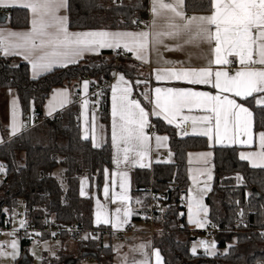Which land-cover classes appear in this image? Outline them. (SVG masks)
Instances as JSON below:
<instances>
[{
  "label": "trees",
  "instance_id": "obj_1",
  "mask_svg": "<svg viewBox=\"0 0 264 264\" xmlns=\"http://www.w3.org/2000/svg\"><path fill=\"white\" fill-rule=\"evenodd\" d=\"M185 9L189 14L208 13L209 0H185ZM68 18L72 30H138L149 23V0H69ZM29 20L26 9L13 8L9 12L8 23L13 28H26ZM128 62L130 58L104 51L34 80L27 63L18 58H0V130L4 137L0 162L5 175L0 182V227H6L7 219H12L22 201L29 223L38 228L50 219L63 225L94 227L93 200L80 196L81 179L89 178L98 189L103 186L105 171L112 169L109 138L101 148L83 139L77 105L60 113L58 120L46 118L42 113L55 88L78 86L87 75L95 86L110 81L115 70L124 71L135 81L140 76L136 70L124 69ZM10 89L16 90L25 119L29 118L32 104L39 116L34 126L13 138L9 137L8 119L1 110L3 94ZM244 103L253 110L255 131H264V108L255 107L251 100ZM101 106L102 121L109 127V90L105 91ZM154 125L158 133L169 135L174 163H161L134 172V193L142 197V205L135 209L133 222H141L149 215L147 188L153 182L154 190L166 203V209L158 214L152 237L165 264H264V168L250 167L241 160L235 147L213 149L215 179L207 204L209 218L217 225L214 238L221 252L215 257L195 255L191 252L195 237L180 201L189 188L188 152L207 150L209 143L203 137H184L158 119ZM18 153L25 156L23 165L18 161ZM48 238L51 237L45 235L40 240ZM63 238L64 246L58 256L45 254L42 264H81L89 257L99 264H113V250L100 241L84 239L72 243L67 236ZM21 242L23 253L16 263L27 260L31 264L27 248L33 241Z\"/></svg>",
  "mask_w": 264,
  "mask_h": 264
},
{
  "label": "snow or ice",
  "instance_id": "obj_2",
  "mask_svg": "<svg viewBox=\"0 0 264 264\" xmlns=\"http://www.w3.org/2000/svg\"><path fill=\"white\" fill-rule=\"evenodd\" d=\"M11 4L14 6L15 0H11ZM183 4L184 0H152L153 20L150 31L109 32L101 30L73 33L68 30V16L61 14L62 10L67 11L69 0H26L21 6L30 9L32 13L30 31L9 33V36L16 38L15 41H6V38L0 34V50L6 56L22 55L26 60L34 51L40 50L41 54L35 60L30 61L35 75L38 69L50 71L54 66H67L69 63H76L77 58L82 57L84 52L102 48L119 49L122 47L132 52L137 60L147 62L145 53L150 50L156 51L159 56L161 48L166 51H184L186 47L200 48L201 45L207 44L213 56V59L208 60L209 65H231L233 60L229 57L236 58L240 67L233 75L226 70L213 73L211 67L166 68L155 70L156 79L175 78L193 84H212L221 92H232L241 98L253 96L254 93H264V0H209L211 14L192 17L185 16L182 10ZM0 6H10L9 0H0ZM167 40L174 43L169 45L166 43ZM165 63L172 62L165 61ZM119 79L124 81L122 75ZM87 85L88 82L85 81V89ZM130 91V88L122 89L120 104L117 105L116 86H113L112 138L113 144L118 148L120 142L125 145L122 149L125 161H128L130 152L142 156L141 150L148 140L144 133V128L148 123V113L140 106L139 101L128 99ZM155 91L157 94L164 92L165 95L163 98L157 95L155 109L159 111L154 109L153 114L157 116L164 114L169 124L173 123L176 114L184 107H205L208 111L215 113L218 137L222 119L225 133L231 121L237 128L242 129L245 135L249 134L253 114L235 99L220 95L212 96L209 93L195 92L190 89L157 88ZM256 102L264 105V96ZM13 103L15 104V101ZM241 114L245 116L243 121H241ZM13 116L15 117V110ZM170 116L172 118H169ZM184 119L187 120L188 117ZM201 119L209 121L211 117L204 116ZM17 130L14 121L12 133L14 134ZM209 131L202 134L208 135ZM156 139L159 144L167 137H156ZM241 159L251 160L253 167L264 168V132L259 134V151L247 155L242 153ZM3 167L0 165V171H3ZM122 176H126V173ZM120 187L123 189L124 184L121 183ZM120 199L127 200L128 197L121 196ZM195 203L197 214L200 211L207 212L206 207L200 201ZM116 213V223L113 227H120L127 223V218L132 214L129 209H125L124 218L121 219L120 208L116 209ZM97 222H100L99 213ZM109 222L107 219L103 220V223ZM11 247L13 250L16 249L15 241L12 242ZM2 248L3 245H0V249ZM4 255L8 253L0 251V256ZM12 255L14 258L15 252ZM155 256L157 264H161L159 251L155 252Z\"/></svg>",
  "mask_w": 264,
  "mask_h": 264
},
{
  "label": "crops",
  "instance_id": "obj_3",
  "mask_svg": "<svg viewBox=\"0 0 264 264\" xmlns=\"http://www.w3.org/2000/svg\"><path fill=\"white\" fill-rule=\"evenodd\" d=\"M26 0H15V5L12 6L11 0H9L10 6H0V15H6L7 21L0 23V34H2L6 41H15V37L9 36V33L16 32L22 33L30 31L31 28V19L32 13L30 9L24 8L21 5L25 3ZM13 8L26 9L29 12V25L26 28L17 29L9 25V12ZM152 0H149V23L147 26L140 28L138 30H105L109 32H140V31H150V25L153 20V14L151 11ZM186 17L192 16H206L210 15L208 13H194L189 14L185 9V0L182 8ZM61 14H66L67 11H63ZM68 30L69 32H91V31H101V30H72L69 27V18H68ZM166 43L172 45L174 42L167 40ZM119 49L113 48H102L96 51L84 52L82 57L77 58L76 63H69L67 66H54L50 71L45 70H36L34 75V70L32 68L31 60H35L37 56L41 54L40 50L34 51L28 60L24 59L22 55H4L3 51L0 50L3 57L5 58H18L21 61L27 63L30 67L31 78L36 80L56 69L65 68L71 65H75L80 61L84 60L89 56L100 55L104 51H111L117 53ZM127 56L125 58H130V62L124 64V69L129 71H137L138 77L135 81L131 80L124 71L115 70L112 73L113 82L109 90V104H110V125L107 127L102 121V106L97 100L89 98L90 94V80H85L88 82L87 88L84 87V82H81L80 85H70L55 88L48 100L46 101L45 107L43 109L42 115L46 118H53L56 114L62 113L64 110L73 106V98L75 93H78L82 98V102L77 105L78 109V121L81 127V135L84 140H90L95 147L101 148L104 146L109 138L111 148H112V169L105 171V181L103 186L98 189L93 182L87 177L81 179L80 187V196L84 199L91 198L94 204V226L100 228H109L112 233L109 236L104 237L100 242L106 246L110 247L113 252V244L116 241L122 243L123 248L120 252L122 257V262H114L116 254L114 252L113 264H130L128 258L131 257L132 250L139 251L141 241L146 237H151L150 228L148 225L141 222H133V213L135 209L141 208L142 197L134 193L135 182H134V172L136 170L151 169L154 165L161 163H174V155L170 147V137L168 134L157 133L151 134L150 128L151 124H154V120L158 119L164 122L166 125L174 128L176 131H179L180 128L186 124H190V130L187 135L184 137H203L206 138L209 143V149L207 150H193L189 151L187 155V165H188V178H189V188L185 194L182 195L181 199L186 204L184 209L186 222L188 227L193 231L194 237L198 234L204 233L205 230L209 227L211 220L209 218L210 208L207 204V198L213 190L214 179H215V163H214V148L215 147H230L237 148L239 150V157L241 154L247 155L251 152L259 151V134L264 131H255L254 127V113L253 110L244 103L246 100H251L254 103V106L257 108H264V105L257 104V99L261 96H264V93H254L253 96L247 98H241L235 96L232 92H221L219 89H216L212 84H193L189 83L183 79L175 78H165L161 80L156 79V69H166V68H175V69H186V68H203L211 67L213 73L218 70H226L230 75H233L235 71L240 67L235 57H229L230 60H233L231 65H209L208 60L213 59L212 54L209 51L208 45H201L200 48L195 47H186L184 51H166L163 48L160 49V55H157L156 51H148L145 53L147 62L143 60H137L132 52L126 51L123 49ZM165 61H170L172 63H165ZM131 63V65H129ZM259 67V65H257ZM136 68V69H135ZM124 77V81H120V76ZM213 83L215 77H212ZM139 86V89L137 86ZM77 86V87H76ZM113 86H116V96H117V105L120 104V96L122 94V89L130 88V93L128 94L129 100H136L140 102V106L145 109L148 113V123L144 128V133L148 137L145 147L141 150L143 152L142 156H137L135 153L130 152L128 154V161L124 160V152L122 151L123 145L122 142L119 143V148L113 144ZM190 89L195 92H204L209 93L212 96L220 95L221 97L227 96L229 99H235L237 103L242 104L244 107L248 108L252 112L251 117V126L249 129V134L245 135L242 129H239L235 126L233 122H229L228 131H224V121L221 120L220 123V135L217 136L216 130V116L215 113L208 111L205 107H184L182 108L173 119V123L169 124L164 118V114L159 116L154 115L153 111L155 109V102L157 95L163 96L164 92L159 94L156 93L155 89ZM15 101V104L13 103ZM85 101L87 103L85 104ZM62 103V106H61ZM1 110L6 115L9 125V137L13 138L21 134L25 129L32 127L36 122L32 120V116L36 113L35 107L32 104L29 114V118L25 119L22 114L21 104L16 90L10 89L4 92L2 101H1ZM15 110V117L13 116V111ZM159 111L158 109H155ZM209 116L211 120L205 121L201 117ZM184 117H188L187 120ZM169 118H172L171 116ZM245 118L244 114H241V121ZM118 121V117H116ZM195 119V122H193ZM18 128V130L13 134L12 126L13 122ZM179 125V126H178ZM155 126V125H154ZM210 130V131H209ZM205 131H209L208 135H204ZM119 132V128H117ZM156 137H167L166 140H161L159 144L157 143ZM4 142V137L0 130V145ZM210 153V155H208ZM25 156L23 153H18V161L24 164ZM248 162L252 168H262V167H253L252 161L249 159H241ZM0 165H3L0 162ZM143 165V166H141ZM123 173H126V176H122ZM0 174H4L3 171H0ZM209 176L211 178H209ZM121 183L124 184V188L121 189ZM237 183H241L240 178H237ZM107 189V193H106ZM83 192V194H82ZM121 196H127V200H121ZM196 201H200L204 207H206L207 212L200 211L197 214ZM191 205V208H190ZM120 208V218L123 219V212L125 209L131 211V215L127 218V223L122 224L120 227H113V224L116 223V209ZM100 214V222H97V214ZM107 219L109 223H103V220ZM129 229L128 232L125 231ZM120 232H124V235L128 237V242H122L120 237ZM56 242H62L60 250L64 246V238H50ZM196 240L195 238L193 241ZM16 242V249L13 250L11 247L12 242ZM42 240H38L39 242ZM35 243V242H33ZM0 245H3V248L0 251L8 253V255L0 256V264H8L5 262V258L8 257L11 259V264H17L19 254L23 253L22 242L19 246L18 240H14L8 232L2 233L0 236ZM159 249L154 247L153 255L149 263L147 260L146 264H157L155 252ZM205 251V250H204ZM204 251H201L202 253ZM13 252L15 256L13 258ZM200 252V253H201ZM161 264H165L164 257L160 253ZM204 254V253H203ZM45 255V254H44ZM49 256V254L46 253ZM133 253V257H134ZM197 255V254H195ZM207 255V254H205ZM9 261V260H8ZM85 261L92 262L95 261L93 258H86ZM132 262L135 263V260L132 259ZM10 264V263H9ZM21 264H28L27 260L21 262Z\"/></svg>",
  "mask_w": 264,
  "mask_h": 264
},
{
  "label": "built area",
  "instance_id": "obj_4",
  "mask_svg": "<svg viewBox=\"0 0 264 264\" xmlns=\"http://www.w3.org/2000/svg\"><path fill=\"white\" fill-rule=\"evenodd\" d=\"M120 56H127L125 51L123 49H120L117 52ZM3 57L2 53L0 52V58ZM85 80H90V94L89 98L93 100H97L99 103L103 102L105 100V91L110 90L111 84L113 82V78H111L110 81H108L106 84L102 86H95L92 82V79L89 75L82 77L81 82ZM82 102V98L79 96L78 93H75V96L73 98V104L78 105ZM53 118L58 120L60 118V114H56ZM32 120L34 122H37L39 120V116L37 113H35L32 116ZM190 130V124H186L179 130V134L184 136L185 133H189ZM151 134H157L156 127L154 124H151L150 128ZM5 179L4 174H0V182ZM173 191V188L171 189ZM147 192L149 193L150 197V205H149V215L147 217H144L141 221V223L146 224L150 228V235L153 237L155 234V223L156 219L158 217V214L160 212H163L166 209V203L162 200V195L154 190L153 182L151 185L147 188ZM24 202L22 201L20 203V208H24ZM180 206L185 209L186 204L181 199ZM19 220V227L16 229H12V219H7L6 227L2 228L0 227V236L3 232H13L14 235L21 240H29V241H37L42 236H50L51 238H61L62 236H67L70 242L72 243H78L81 242L84 239H92L95 241H101L104 237L109 236L112 231L109 228H100V227H93L91 229L85 228L83 226H79L77 224L72 225H63L60 223L54 222L52 219L46 220L44 223V226L42 228H38L32 224L29 223V220L25 214V212L18 215ZM235 225H239V220H235ZM217 225L215 223H210L209 227L205 230L204 234L207 235V237L214 238L217 234ZM129 229L125 231L128 232ZM119 239L127 243L128 237L124 235V232H120Z\"/></svg>",
  "mask_w": 264,
  "mask_h": 264
},
{
  "label": "rangeland",
  "instance_id": "obj_5",
  "mask_svg": "<svg viewBox=\"0 0 264 264\" xmlns=\"http://www.w3.org/2000/svg\"><path fill=\"white\" fill-rule=\"evenodd\" d=\"M56 175H58V171L56 172ZM24 209L19 208L17 211H15L12 215V229H16L19 227L20 223L18 220V215L23 213ZM10 236L14 240H18L19 246L21 245V240L18 239L13 232H8ZM196 240L192 241V247L191 252L193 254H207L209 257H215L218 255L221 251L218 249L215 238L207 237L204 233L198 234L195 237ZM40 240V239H39ZM38 241V240H37ZM35 243H32L27 248V255L29 256V259L31 260V264H42L43 256L44 254H49L50 257H57L59 254V249L61 247V241L56 242L53 239H45L39 242L34 241ZM203 242V243H202ZM143 245V247H141ZM114 252L116 254L114 262H122V257L120 256V252L122 251L123 245L119 241L114 242L113 244ZM195 249V251H193ZM205 250V251H204ZM154 251V245L152 238L146 237L144 238L140 243L139 251L132 250L131 257L129 256L128 260L130 261V264H146V260L149 263V260H151V256L153 255ZM201 251H204L203 253ZM201 252V253H200ZM225 252V251H224ZM133 253L135 254L133 257ZM19 258H21L22 254L20 252ZM18 258V259H19ZM132 259L135 260V263L132 262ZM9 260V261H8ZM5 262H8V264H11V259L6 257ZM81 264H99L97 261L87 262L82 260ZM122 264V263H121Z\"/></svg>",
  "mask_w": 264,
  "mask_h": 264
},
{
  "label": "water",
  "instance_id": "obj_6",
  "mask_svg": "<svg viewBox=\"0 0 264 264\" xmlns=\"http://www.w3.org/2000/svg\"><path fill=\"white\" fill-rule=\"evenodd\" d=\"M6 21H7V16L1 14V15H0V23H4V22H6Z\"/></svg>",
  "mask_w": 264,
  "mask_h": 264
}]
</instances>
